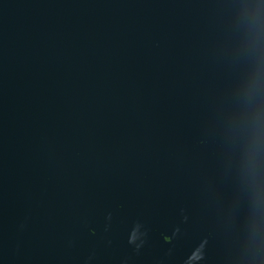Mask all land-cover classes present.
Returning <instances> with one entry per match:
<instances>
[{
	"label": "water",
	"instance_id": "95a60500",
	"mask_svg": "<svg viewBox=\"0 0 264 264\" xmlns=\"http://www.w3.org/2000/svg\"><path fill=\"white\" fill-rule=\"evenodd\" d=\"M0 264H264V0H0Z\"/></svg>",
	"mask_w": 264,
	"mask_h": 264
}]
</instances>
